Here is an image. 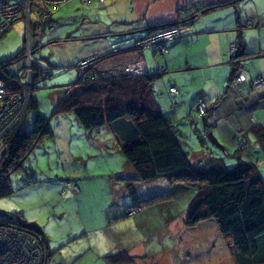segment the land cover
<instances>
[{
	"label": "rangeland",
	"instance_id": "374dc122",
	"mask_svg": "<svg viewBox=\"0 0 264 264\" xmlns=\"http://www.w3.org/2000/svg\"><path fill=\"white\" fill-rule=\"evenodd\" d=\"M255 1L258 8H264V0ZM22 2L24 8L18 13L10 29L0 38V61L15 56L20 49L24 48V58L19 62L20 64L5 67V70L8 69L17 76L18 88L10 90L3 80L2 82L8 93L12 91L14 95H17L22 92L19 96L22 100L15 105L21 113L20 115L18 111L13 113L12 120L19 115L17 119V122L19 120L21 122L19 127L25 130L30 129L35 112L29 110L26 113V111L29 100L32 99L37 103V113L47 120L53 134L52 138L37 143L20 161L19 167L8 173L7 185L11 192L0 196V216L5 214L12 219L20 217L28 223H34L46 238H44L45 242L41 235L25 227H20V230L32 232L34 237L32 241L26 239L22 241L17 239L18 236L9 233V239L13 242L17 240L19 242L17 245L21 246L24 243L31 245L30 253H32L25 261H28V264H109L104 259L105 254L124 250L135 256L131 264H234L226 242L213 219L202 221L194 226L185 225L190 203L196 194L194 188L179 182L170 183L165 178L151 182L134 180V177L127 172L130 167L126 168L128 163L124 156L118 150L115 151L112 144L108 142L112 136L104 133V127L88 130L78 122L73 113H54V105L66 86L77 78L79 82L86 83L97 80L96 78L91 81L81 80L77 75L75 64L80 58L95 57L99 53L82 55L76 60L74 67L61 66L51 55L49 47L51 43H47L45 37L41 43L44 31L53 28L43 27L41 21H37L39 15L31 5L33 0ZM97 2L98 6L102 7L103 1L97 0ZM213 7L215 9L217 5ZM57 8L53 7L50 11H55ZM97 8H92V14L98 12L101 14V10ZM185 10L180 8L178 11L181 13ZM204 10L200 4L191 6V15L182 20H176L178 23L170 25L178 24L179 29L183 30L191 20L201 16ZM54 21L58 22L55 19ZM245 23L247 26L253 24L251 20H246ZM76 24L77 22L62 21V27L59 30L65 32L67 29L74 28ZM132 39L135 38H130ZM234 39L235 36L230 44V53L233 57L240 48L238 39L233 41ZM130 40L120 41L121 46L117 43L109 53L119 54L121 47L128 45L136 51L142 49L150 51L147 48L131 47ZM153 50L159 54L158 59L163 60L160 52ZM27 51H30L32 60L29 63L32 65L26 71ZM58 54L61 55L62 52L58 50ZM99 55L98 66H96L98 76L105 78L116 75H136L122 71L121 64H117L119 60L110 61L109 66L113 70L110 67L106 70L105 64L100 69V62L104 60L105 54ZM148 57L152 62L150 56ZM239 60L241 68L242 56ZM156 69L159 71L152 72L161 75L155 79L152 88L158 106L166 115L169 125L176 133L182 147L188 152L189 158L193 162L197 159L205 161L208 152L201 146L199 139L200 135L204 134L202 123L200 119L195 118L196 111H191L190 107L195 90L209 87L207 72H203L206 74L205 77H200L198 72L178 73L173 71L172 64L168 70ZM258 78L261 82L257 81L256 88L259 87L258 92H262L264 77L259 75ZM174 81L178 82L176 86L178 92L168 93V88L174 85ZM25 84H28L27 88ZM227 106V102H224L221 110L223 111ZM7 114L9 112L6 116ZM225 124L222 125L221 130ZM10 128L6 130L1 128L0 131L3 129L4 134ZM212 135L220 146L208 140L205 145L213 150L216 157H223L228 168L235 167L237 158L231 155L230 151L228 155V150H223L226 147L234 151L237 147L235 142L230 145L225 143L229 132L223 131L221 134L218 128L212 132ZM98 140H107L104 141L105 145H102L104 148H100ZM249 147L254 150L251 154H246ZM249 147L247 151L243 150L241 158L245 161L257 162L260 175L264 179V155L255 143ZM2 149L5 148L0 144V151ZM119 172L122 174H117ZM126 183H130L133 187L137 195L135 201ZM137 198L144 200H137ZM119 205H122L124 212L126 210L125 213L121 212L125 216L110 218L109 212L114 211ZM3 251L8 254L13 253V250Z\"/></svg>",
	"mask_w": 264,
	"mask_h": 264
},
{
	"label": "trees",
	"instance_id": "16d2710c",
	"mask_svg": "<svg viewBox=\"0 0 264 264\" xmlns=\"http://www.w3.org/2000/svg\"><path fill=\"white\" fill-rule=\"evenodd\" d=\"M213 8L206 7L205 10ZM174 23L178 22L158 24L149 27L148 31ZM236 38L240 48L234 57L231 56L228 83L240 86L247 82V76L239 71V58L243 55L244 43L240 36ZM22 58L24 48L15 56L0 61V78L10 90L18 88V80L5 67L14 66ZM238 74L243 75L244 79L237 84L234 79ZM95 76V82H79L77 78L66 86L54 105V113H73L78 122L88 130L107 127L117 150L131 167L134 180L151 182L165 178L170 183L179 182L194 188L196 194L190 203L185 225L194 226L213 219L234 264L264 263V179L260 175L258 163L244 161L237 153L235 156L238 162L232 168L225 165L223 157H207L205 161L197 159L193 162L157 104L152 86L160 74L145 72L141 75L104 78L96 72ZM254 78H251L249 84L253 91L258 92L252 84ZM171 87L168 88V93H172ZM222 96L223 94L216 98L212 105L208 104V110L204 114L195 115V118L201 120L203 127L204 134L199 138L202 147L205 146L206 134L210 132L209 126L212 125L207 117ZM198 99L206 102L198 96L192 106L193 111H196ZM29 110L35 112L30 129L19 127V120L3 134L0 141L5 148V153L0 156V196L11 192L7 185L8 173L19 167L20 161L37 143L53 137L47 120L37 113L36 101L29 100L26 113ZM250 133L264 155V126L252 125ZM236 144L239 151L249 147L243 138H238ZM126 186L135 201L133 187L130 183H126ZM7 225L33 229L46 242L44 234L34 223H28L20 217L12 219L5 214L1 215L0 226ZM48 254L50 255L49 249ZM2 255L0 254V264ZM104 259L109 264H131L135 256L123 250L106 254Z\"/></svg>",
	"mask_w": 264,
	"mask_h": 264
},
{
	"label": "crops",
	"instance_id": "0c3cea01",
	"mask_svg": "<svg viewBox=\"0 0 264 264\" xmlns=\"http://www.w3.org/2000/svg\"><path fill=\"white\" fill-rule=\"evenodd\" d=\"M197 4L202 5L204 9L214 5L217 7L204 10L201 16L191 20L188 26L181 30L179 38L168 43V52L161 54L163 60L158 59L159 54L152 48H147L150 51L145 49L136 51L129 45L121 47L119 54L109 53L110 49L117 43L120 44L122 40L141 38L149 32V27L188 17L192 13L191 6ZM101 5L102 7L98 6L97 0H69L52 11V17L60 25L45 30L41 43L43 37L47 43H51L49 47L52 57L56 58L55 62L61 66L74 67L76 60L82 55L95 52L105 54L104 60L99 61L100 69L103 64L108 68L112 60H119L117 64H122L140 55L148 73L159 71L156 68L168 70L170 64L173 71L178 73L198 72L200 77H205L206 74L203 73L205 71L209 78V87L195 90L191 111L198 96L212 105L216 98L223 94L207 117L212 124L209 126L210 131L214 132L218 128L221 134L223 131H228L229 137L225 142L228 145L233 142L236 144L238 138H243L247 145L252 143L258 145L250 133V128L255 124L264 126V109H262L264 108V91L256 93L249 82L256 75L264 77V8H258L255 0L251 2L249 0H103ZM93 7H98L101 14L99 12L92 14ZM180 8L186 10L179 13ZM65 20L68 23L72 21L77 24L64 32L59 28ZM246 20H251L252 26H247ZM66 25L69 26V24ZM234 36L235 38L240 36V40L244 43L242 67L239 71L247 76V82L240 86L228 83L232 56L230 44ZM58 50L62 52L61 55L58 54ZM148 56L152 62L149 61ZM173 65L176 66L173 67ZM177 83L174 81V85L169 87L175 86L178 92ZM224 102H227L228 106L222 111L221 105H224ZM164 116L166 118L165 114ZM166 121L168 123L167 118ZM223 124L225 125L221 130ZM104 128V133H108L111 137L110 130L107 127ZM104 141L107 140H98L100 148H104L102 147L105 145ZM108 142L117 151L114 138L112 137ZM226 150L228 155L230 151L233 156L237 153L241 157L243 153V150L239 151L237 147L234 151L228 148ZM244 150L247 151V149ZM253 150L249 147L246 154H251ZM206 151L209 159L216 157L213 150L207 146ZM127 165L126 168L130 167ZM127 172L133 176L131 167L127 169ZM137 200L144 199L137 198ZM122 210V205H119L114 211L109 212L110 218L123 217L124 210Z\"/></svg>",
	"mask_w": 264,
	"mask_h": 264
},
{
	"label": "built area",
	"instance_id": "2783aa9c",
	"mask_svg": "<svg viewBox=\"0 0 264 264\" xmlns=\"http://www.w3.org/2000/svg\"><path fill=\"white\" fill-rule=\"evenodd\" d=\"M23 0H0V38L10 29L11 24L17 19L18 13L24 8V4L22 2ZM28 1V0H24ZM69 0H33L32 7L33 9L37 10V13L39 15V18L37 19L38 22L41 21L42 25L48 28H54L59 25V22L54 21V19L51 16V9L53 7H59L60 5L66 3ZM101 2L103 0H100ZM19 2V3H17ZM29 16V14H28ZM180 25H170L164 28L156 29L152 31L147 36L145 35L143 38H137L130 40L131 47L135 48H153L156 51H159L161 54L167 53L168 47L167 43L174 41L179 35L181 34V30L179 29ZM149 39V40H148ZM27 65H26V71L27 68L31 67L32 63H29V61L32 60V57L30 56V51H27ZM100 55L88 56L85 58H80L75 65H77L76 71L77 75L81 80L85 81H91L96 78V66L98 64V58ZM40 59V58H39ZM38 61H41L39 60ZM111 70L112 67L109 66ZM107 68V70L109 69ZM122 71H125L127 73L132 74H142L146 71L145 64L143 59L140 55H137L136 57L132 58L131 60L125 61L121 64ZM90 69L89 71H87ZM86 70V71H85ZM131 75V74H129ZM244 79L243 75H236L234 79V83H240ZM261 79L255 77L252 81L253 86L255 87V90L258 91L256 88L257 81ZM264 82V81H262ZM28 84H25L26 87ZM2 79L0 78V129H8L12 127L18 119V116L20 115L21 111H19L18 107L16 108V104L18 105L19 101L22 100L19 96H21V93L14 95L12 91H9L8 93L4 88ZM27 88V87H26ZM177 89L175 87L170 88V92L174 93ZM12 103V104H11ZM11 104V106L9 105ZM9 105V106H8ZM208 104L203 99H198L195 105L196 114L198 116H201L204 114L207 110ZM11 108V109H6ZM15 108V109H13ZM18 116L14 120H12L11 115L13 113H17ZM9 112V114L6 113ZM15 115V114H14ZM11 123L8 124V122ZM3 129L0 131V137L3 135ZM26 232V233H24ZM8 233V234H7ZM12 233L17 237V239H22V241L33 240V235L27 231L20 230V228L14 226V225H7V226H0V253L3 252L4 255H2V263L1 264H24L28 261H25L27 258L29 259L30 253V246L27 245V243H24L23 245L19 246L17 245L19 242L17 240L9 239L10 234ZM4 244H9L8 246ZM10 246V247H9ZM3 250H13V253L6 252L4 253ZM23 250V251H22ZM25 256V257H24ZM61 264V263H58Z\"/></svg>",
	"mask_w": 264,
	"mask_h": 264
},
{
	"label": "water",
	"instance_id": "95a60500",
	"mask_svg": "<svg viewBox=\"0 0 264 264\" xmlns=\"http://www.w3.org/2000/svg\"><path fill=\"white\" fill-rule=\"evenodd\" d=\"M206 139H207L209 142H211V143H213V144H217L218 146H220V145L218 144L216 138L212 135V132H211V131H210L208 134H206ZM4 153H5V149H2V150L0 151V155H3Z\"/></svg>",
	"mask_w": 264,
	"mask_h": 264
},
{
	"label": "bare ground",
	"instance_id": "6f19581e",
	"mask_svg": "<svg viewBox=\"0 0 264 264\" xmlns=\"http://www.w3.org/2000/svg\"><path fill=\"white\" fill-rule=\"evenodd\" d=\"M143 38V37H142Z\"/></svg>",
	"mask_w": 264,
	"mask_h": 264
}]
</instances>
